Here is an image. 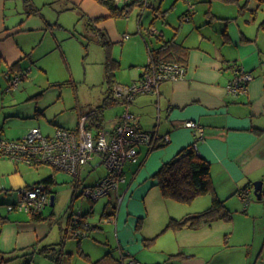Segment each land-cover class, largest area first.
Returning a JSON list of instances; mask_svg holds the SVG:
<instances>
[{"label":"rangeland","instance_id":"1","mask_svg":"<svg viewBox=\"0 0 264 264\" xmlns=\"http://www.w3.org/2000/svg\"><path fill=\"white\" fill-rule=\"evenodd\" d=\"M190 1L197 6L193 13L196 21H204L213 18L211 16L215 13L224 12L230 21L237 19L243 23L249 20L252 25L257 22L264 30L261 26L264 21V0H150V6H142L138 2L125 15H112L108 6L99 0H31L39 12L30 16L24 7H19L20 15L24 14L25 17L20 20L25 19L23 24L28 17L35 20L28 21L32 28L18 33L31 46V59L24 62L27 76L16 89H8L10 80L4 72L6 67H0V125L4 126V137L21 139L34 127H39L45 135L53 134L57 126L75 128L80 123V111L85 112L102 102L108 90L105 78L108 51L104 43L89 32L92 19L97 18V27L107 31L112 41L111 54L120 60L116 82L126 85L137 69L149 63L147 41L154 45L159 43L157 35L151 33L152 28L163 30L166 35L187 32L186 27L190 23L182 16L185 13L186 18L190 14ZM128 2L131 1L121 0L118 5L123 7ZM158 7L164 13H158L155 17L154 12ZM104 8L110 11L109 16L101 15ZM124 34H128L129 38L123 41ZM125 109L126 104L108 107L106 119L115 117ZM15 162L9 156L0 157V212L3 214H8L9 205L19 200V190L26 187L15 186V189L9 190L14 180L19 179ZM153 162H149L148 168L160 166ZM19 163L21 171L28 176L40 175L47 170L55 172L58 180L54 186L57 199L54 205L49 204L44 210V215L48 217L47 235L36 249L29 250L26 255V251H20L19 256L6 264H26L28 260L29 264H93L94 260L106 254L109 245L124 264L133 258L141 264L165 263L166 260L172 264L177 255L171 252L177 251L178 245L183 243L188 251L205 257L206 264H264V199L260 201L254 190L250 193L249 202L240 201V204L231 205L234 212L231 220L204 222L200 228L186 231L164 230L166 222L157 230L160 219L171 209L173 212L170 213H178L175 215L179 217L202 211L212 204V195H202L199 200L185 203L166 200L160 187H153L147 203V198H142V191L150 180L146 179L148 168H144L138 179L132 182L124 202L125 212L119 228L132 226L134 234L133 241L127 243L124 250L119 247L117 218L112 221L104 216L105 205L114 200L112 193L96 201L84 195L74 200V176L69 172L50 164L36 167L26 161ZM86 168L83 169V176H86L84 185H91L89 183L107 174L103 164L88 175ZM207 198L210 202H207ZM129 199L132 202L128 206ZM121 203H118L119 208ZM169 204H175V207L171 208ZM130 207L137 211L133 217L128 215ZM92 210L93 214L88 216V220L92 224H99L100 228L88 231L82 239L79 236H66L68 216L72 212L78 216ZM52 212L54 215L51 218ZM10 214L13 218L29 217L27 213L15 210ZM140 216L145 218L140 221ZM182 232H187V235ZM52 243H58L55 245V257L42 250Z\"/></svg>","mask_w":264,"mask_h":264},{"label":"crops","instance_id":"2","mask_svg":"<svg viewBox=\"0 0 264 264\" xmlns=\"http://www.w3.org/2000/svg\"><path fill=\"white\" fill-rule=\"evenodd\" d=\"M130 1L132 2V0ZM19 7H24L28 16L39 12L33 4L32 8L37 9V11L29 12L27 0H0V54L4 58L2 66L6 67L4 72L7 79H9L8 75L25 71L27 65H24V62L31 59V46L18 33L32 28L30 27L31 23L28 21L35 20H30L28 17V21L23 24L25 19L20 20L25 17L24 14L20 15ZM196 8V4L190 1V14H187L186 18L185 13L182 16L183 20L190 23L186 27V33L178 31L174 34L166 35L161 30L165 39L175 37L177 42L189 48L187 61L185 62L187 66L185 76L175 80L164 81L160 85L159 94L155 92L140 93L130 103L129 108L135 114L137 125L146 131L157 130L161 136L158 140V145H161L156 148L148 145L140 146L139 161L126 164V180L121 183L119 189L123 195V200L120 208L118 207L117 214L111 216L114 219L115 217L117 218L118 228L121 227V220L125 212L124 202L127 199V194L134 179H138L144 168L150 167L148 165L151 160L154 161L153 164L160 165L156 169L148 168V171H146V179L150 181L143 186L142 198H147V202L153 187H160L154 174L165 162L170 161L178 152L192 144H196L198 153L211 162V176L215 191L219 198L225 201L230 210L231 205L240 204V201L249 202L250 193L252 190L255 191L254 182L257 180H263V197L261 199L257 198L260 201L264 199V30L258 26L257 22L252 25L249 20L243 23L237 19L230 21L228 20L230 17L224 12L215 14L212 12L214 15L211 14V17L213 18L196 21V15L193 14ZM102 10L104 11L101 15H110V11L107 9L104 8ZM154 13L164 12L161 7H158ZM142 14L143 12L140 15L142 16ZM125 36L126 34L122 36L123 41L129 38ZM94 37L99 40L97 36ZM161 43L160 39L157 45L147 41V46L150 44L152 47H158ZM114 58L120 62L118 58ZM19 60L21 61V71L10 72L9 66ZM146 66L147 64L143 68L136 70V73L128 81L129 84L140 81ZM238 67L251 71L254 79L248 85V92L237 96L229 91V83L235 69ZM107 94L108 92L106 91L102 102L97 106H91L85 112L80 111V121L82 117H86V126L95 132L100 128H114L123 113L118 112L115 117L109 120L106 119V109L108 107L125 104L114 95L117 102L106 107L102 112L99 111L98 119L92 120L89 117L91 113L96 112L103 104ZM186 120L199 122L204 128L203 136H200L199 132L194 128L185 126L184 122ZM79 125L69 129H78ZM0 126L3 127L4 136V126ZM58 127L63 126H57L56 129ZM165 135H169L170 139L168 141L164 140ZM100 158L99 155H96L90 164L86 166L87 175L102 164ZM15 164L16 172H19V179L14 180V185L9 190L15 189V186L22 187V185L29 186L38 183L49 175L54 174L55 183L50 184V188L52 195H55L54 204L56 203L57 195L54 186L58 180L55 172L47 170L40 175L28 176V174L21 171L18 161ZM35 166L38 167L40 165ZM103 177L104 175L89 184L94 185ZM85 179L86 176H83V170L80 177H74L72 181L75 184L74 192L72 193L74 200L82 196L81 192L77 196L74 193L76 186H87L84 185ZM245 190L250 191L247 200L241 196V192ZM115 197L116 193H112L114 200L110 204L107 203L105 205V211L111 210L113 205H118V202H115ZM200 197L196 198V200L201 199ZM163 198L174 200L167 199L164 196ZM207 199V202H210V199ZM204 201H206V198ZM131 202V199H129L128 206ZM169 205H171V208L175 207V204ZM171 210L170 212H173V209ZM187 210H191V208ZM11 211L14 210H8V214L0 212V254H14L16 258L19 256L20 251H26L24 253L26 255L29 250L36 249L37 244L47 235L48 224H46V219L48 217L44 215L45 211L42 212L41 219H35L31 213L15 210L27 213L29 217L13 218L10 214ZM135 212L137 211L130 207L128 215L133 217ZM170 212L160 219L157 230L162 228L166 222L167 226L172 217L179 219L184 217L175 215L178 213ZM231 212L234 214L232 210ZM87 213H89V216L93 214V210ZM53 215L54 212H52L50 217L52 218ZM84 215L85 213H80L78 216H74V212H72L68 216L66 236L78 237L76 231L81 230L84 232L83 235L79 236L82 239V236L88 233V230L84 229L87 224L95 226L91 230L96 227L100 228L99 224L90 223L88 216L84 217ZM169 215L171 216L170 218ZM81 216L85 222H81L79 225H84V227L79 226L73 231L74 229H71L70 224ZM144 218V216L139 217L140 221ZM213 221L215 220L207 222L212 223ZM125 227L126 225H123L121 229L117 230L119 247L124 250H126V244L133 241L132 235H134L132 226H129V228ZM186 229L192 228L185 226L179 231H186ZM182 233H185V236L187 235V232ZM153 238L145 237L144 239ZM56 244L58 243L48 244L42 250L51 253L52 257H55L57 255ZM171 248L173 249V245H171ZM186 248L187 245L185 243L179 244L177 251L171 252V254L177 255L172 264H206L205 257L195 251H188L189 249ZM109 251L115 255L113 247L110 245L105 253ZM135 256L138 258L136 253ZM158 264H169V262L166 260L165 263L158 262Z\"/></svg>","mask_w":264,"mask_h":264},{"label":"built area","instance_id":"3","mask_svg":"<svg viewBox=\"0 0 264 264\" xmlns=\"http://www.w3.org/2000/svg\"><path fill=\"white\" fill-rule=\"evenodd\" d=\"M121 0H116L120 2ZM149 6L150 0H138ZM160 31L154 27L152 34ZM129 37L128 34L125 36ZM187 66L178 61L156 62L150 57L140 81L131 84H119L114 87V95L120 98L126 109L120 115L118 124L112 128H100L96 132L86 126V117H82L78 129L58 127L54 134L45 135L39 127H34L31 132L16 140L0 136V157L9 156L15 161H26L32 165L50 164L57 169L69 172L74 177L81 176L82 170L88 166L96 155L101 158V163L106 166L107 174L94 185L76 186V193L98 200L102 196L116 193V200L121 203L123 195L120 185L126 180L125 167L127 163L139 161L140 146H152L161 138L157 130L146 131L135 122V114L129 106L133 99L140 93L160 92V85L164 81L175 80L185 76ZM27 72L8 75L10 80L9 90L20 86L21 80ZM254 79L251 71L242 67L235 69L229 83V91L235 95H244L248 92V85ZM184 125L194 128L203 136L204 128L196 120H186ZM169 135L164 136L168 141ZM196 148V144L194 145ZM249 190L241 192L243 199L247 200ZM19 200L9 205V210H20L31 214L42 213L51 204L52 190L45 183H35L19 190ZM110 217L109 220H113ZM77 235H83L81 230ZM127 264H141L135 258Z\"/></svg>","mask_w":264,"mask_h":264},{"label":"trees","instance_id":"4","mask_svg":"<svg viewBox=\"0 0 264 264\" xmlns=\"http://www.w3.org/2000/svg\"><path fill=\"white\" fill-rule=\"evenodd\" d=\"M99 1L108 6L112 15H125L127 12H129L131 6L137 4L138 2L140 3V5L145 6L143 2L138 0H132V2L126 3V5L123 7H120L116 0ZM27 2L29 5V12H36L37 9L32 8L31 0H27ZM150 5L151 4H149V6ZM158 15L159 14L156 13L155 17ZM94 19L95 20L92 19V21L89 22V32L91 33V35L97 36L99 40L104 43L108 51L105 63V78L108 83V94L99 109L89 115L92 120L98 119L99 111L102 112L106 107L117 102L113 90L115 85L117 84L116 70L120 66V62L111 54L110 50L112 41L110 40L107 31L97 27V18ZM154 20L152 24H154ZM261 26L264 28V21L262 22ZM156 35L162 41V43L158 47H152L150 46V44H148L150 57H152L156 62L178 61L185 63L187 61L189 48L177 42L175 37L165 39L161 31L159 33H156ZM20 62L21 61L19 60L10 65L9 71H21ZM3 63L4 58L0 54V67L3 65ZM0 136H3L2 126H0ZM160 145L161 144L158 145L157 141V143L153 145L152 148H156ZM154 177L157 178V183L161 188L162 194L167 199H174L180 202L192 203L199 196L206 194L212 195V204L208 208L202 211L187 214L180 219L172 217L165 230L170 228L180 230L185 226L196 229L203 222L216 219L231 220L233 218L231 210L227 207L225 201L219 198L215 191L213 179L211 176V162L198 153L194 144L185 147L180 152H178V154L173 159L165 162L156 172V174H154ZM38 183H45L50 187V184L55 183V176L54 174H51ZM74 194L77 196L79 193H76L75 191ZM117 212L118 205H113L111 210L105 211L104 216L111 217L112 215H116ZM88 214L89 213H85L84 217H87ZM33 217L35 219H41L42 213L33 214ZM81 222H85L84 220H82V216L79 219H75L74 222L70 224L71 229H74L73 231H75V229L79 226L84 227V225H79ZM93 227L95 226L87 224L84 229L89 231ZM14 258V254L2 253L0 254V264H6L8 261ZM29 263L30 260L26 262V264ZM93 264H124V262L122 258L116 257L111 251H109L99 259L94 260Z\"/></svg>","mask_w":264,"mask_h":264},{"label":"water","instance_id":"5","mask_svg":"<svg viewBox=\"0 0 264 264\" xmlns=\"http://www.w3.org/2000/svg\"><path fill=\"white\" fill-rule=\"evenodd\" d=\"M255 186V194L256 196L261 199L263 197V180H257L254 182ZM55 202V195L53 194L51 197V204L53 205Z\"/></svg>","mask_w":264,"mask_h":264}]
</instances>
